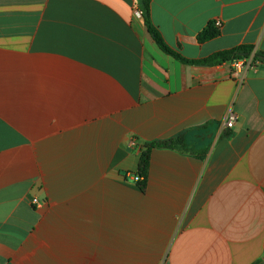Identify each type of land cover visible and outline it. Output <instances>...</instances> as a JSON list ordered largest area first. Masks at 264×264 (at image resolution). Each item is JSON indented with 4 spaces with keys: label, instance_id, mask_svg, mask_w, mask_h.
Returning <instances> with one entry per match:
<instances>
[{
    "label": "crops",
    "instance_id": "crops-1",
    "mask_svg": "<svg viewBox=\"0 0 264 264\" xmlns=\"http://www.w3.org/2000/svg\"><path fill=\"white\" fill-rule=\"evenodd\" d=\"M140 2L0 0V264H264V62ZM150 5L264 54V0Z\"/></svg>",
    "mask_w": 264,
    "mask_h": 264
},
{
    "label": "trees",
    "instance_id": "trees-1",
    "mask_svg": "<svg viewBox=\"0 0 264 264\" xmlns=\"http://www.w3.org/2000/svg\"><path fill=\"white\" fill-rule=\"evenodd\" d=\"M151 0H141L139 9L142 11V17L147 28L148 33L151 35L155 43L161 48L162 51L172 56L178 61H181L186 64H196V65H209L216 66L223 64L225 62H234L248 60L254 56L255 61L262 62L258 59L259 56H264L263 53H254L252 46H243L238 49L231 51H224L216 53L210 57L198 60H190L184 57L180 52L171 48L158 29L154 26L151 14ZM219 34V31L216 29L215 25L211 24L210 27L205 30L198 38V40L203 43L215 38ZM187 136H181L170 141H158L148 143L145 148L142 150L139 171L138 174L144 178V181L139 185L141 188H145L149 176L151 153L154 149H184L187 144Z\"/></svg>",
    "mask_w": 264,
    "mask_h": 264
},
{
    "label": "built area",
    "instance_id": "built-area-1",
    "mask_svg": "<svg viewBox=\"0 0 264 264\" xmlns=\"http://www.w3.org/2000/svg\"><path fill=\"white\" fill-rule=\"evenodd\" d=\"M136 15H137L138 17H142V11H141L140 9H139V10H136ZM217 26H220V23H219V22L217 23ZM246 61H247V60L234 61V63H235L236 66L239 68V67H241L242 65L246 64V63H245ZM236 120H237L236 115H235L234 113H231V114L229 115L227 121H226V124H225V125H226V128H229V129L233 128L234 125H235ZM126 177L130 178L133 182H135V183H137V184H140L141 182L144 181V178H143L142 176H140L139 174H134V175H132V174H130V175L127 174ZM32 202H33L34 204L39 205V201H38L37 199H33Z\"/></svg>",
    "mask_w": 264,
    "mask_h": 264
},
{
    "label": "water",
    "instance_id": "water-1",
    "mask_svg": "<svg viewBox=\"0 0 264 264\" xmlns=\"http://www.w3.org/2000/svg\"><path fill=\"white\" fill-rule=\"evenodd\" d=\"M258 59L262 62H264V56H259Z\"/></svg>",
    "mask_w": 264,
    "mask_h": 264
}]
</instances>
